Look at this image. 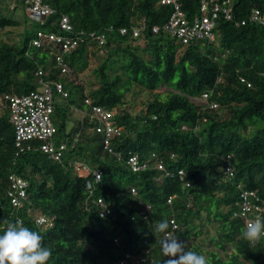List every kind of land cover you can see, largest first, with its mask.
Instances as JSON below:
<instances>
[{
    "label": "trees",
    "instance_id": "1",
    "mask_svg": "<svg viewBox=\"0 0 264 264\" xmlns=\"http://www.w3.org/2000/svg\"><path fill=\"white\" fill-rule=\"evenodd\" d=\"M11 1L0 0V33L20 26L14 15L19 10L25 27L16 42L0 38V96L36 90L38 69L47 73V79L62 82L68 100L56 104L53 117L56 142L68 144V151L62 162L40 151H21L15 146L10 110L0 111V229L4 220L22 219L43 236L52 252L48 264H117L126 252H140L145 242L153 247L152 264H165L167 257L156 243L164 234L156 232L155 225L173 219L178 224L173 235L205 255L208 264H264V243L250 248L242 235L244 220L234 217L242 191H254L264 201V29L250 22L237 26L220 20L215 42L182 47L162 30L173 9L158 5L159 0H44L55 13L44 22L34 21L30 33L23 7L12 11ZM232 2L239 22L253 9L264 12V0ZM179 3L188 18L198 15L200 0ZM62 16L70 19L71 36L106 35L100 47L85 41L65 55L71 70L67 74L56 65L52 52L57 48L32 47L38 31L66 34L59 25ZM142 19L146 28L140 37L120 33ZM155 26L161 28L159 33L153 32ZM141 40L145 47L135 45ZM95 50L101 54L94 70L97 87L87 91L76 77L88 68ZM115 64L122 73L111 75ZM134 86L153 97L138 113L126 99ZM162 88L167 90L160 93ZM210 90L218 110L203 109L190 100ZM86 99L107 110L118 108L114 121L123 132L114 137L111 148L122 159L104 149L88 115L70 119L73 108L86 109ZM133 154L140 161L155 154L151 159L162 162L172 176L164 177L154 167L133 172L127 163ZM228 156L233 177L225 174ZM75 161L102 171L93 190L87 189L92 176L78 174L72 165ZM180 170L186 174L185 181L178 175ZM12 174L29 184L30 202L22 208H14L7 197ZM99 199L111 208V215L99 216ZM145 205L151 206L147 220L140 216ZM33 212L52 219L53 225L39 226ZM207 226L214 227V234L204 231Z\"/></svg>",
    "mask_w": 264,
    "mask_h": 264
},
{
    "label": "built area",
    "instance_id": "2",
    "mask_svg": "<svg viewBox=\"0 0 264 264\" xmlns=\"http://www.w3.org/2000/svg\"><path fill=\"white\" fill-rule=\"evenodd\" d=\"M158 5L171 6L173 11L170 19L162 27V30L167 32L175 42L182 47H186L193 42L207 41L213 43L216 41V30L219 26L220 20L234 22L239 26L246 25L248 22L259 25L264 29V12L259 9H253L248 15L247 19L239 22L235 16L232 0H200L199 13L193 18H188L186 13L182 10L179 0H159ZM23 7L27 17L35 22H44L47 18L55 13V10L44 3V0H12L10 10L14 11L17 7ZM60 29L66 34H56L53 32L38 31L36 37L32 40V47L44 48L47 45H52L58 49V52H52L56 65L60 68L61 74L70 73V67L66 62L65 55L74 51L81 43L89 41L96 43L100 47L106 43L105 34H96L80 32L76 36H71L73 26L67 16H62L59 22ZM146 28V20L142 19L138 24L129 31V29L122 28L120 33L127 35L131 33L133 38H138ZM154 33H159L160 27L152 28ZM37 78L36 90L28 94L18 95L15 93H7L0 96V111L8 108L10 110V121L14 127L15 146L21 151L36 150L44 153L49 159L55 162H62L66 152L68 151V144L56 142L57 126L54 120L55 107L58 101L67 102L68 92L65 90L64 84L60 81L47 79V73L43 69H38L35 72ZM213 90L204 92L200 97H190V100L202 107L203 109L218 110L220 105L217 102L210 100ZM87 107L85 110L73 108V112L79 115L81 120L88 115L90 120L95 122L93 131L100 134L103 138L104 149L116 156L117 159H122V155L115 152L111 148V142L114 137L120 136L123 128L115 124L114 117L117 114L115 109L107 110L102 106L93 105L90 99L85 101ZM205 120V119H204ZM187 130V127H183ZM80 133L77 134L73 142L70 144L74 148L79 141ZM153 154L151 158H155ZM140 161L137 154H133L128 159V165L133 172H141L154 167L159 172H162L164 177H171L172 172H169L162 162L154 159ZM228 164L225 168V174L228 177L234 176V168L231 162V156L227 157ZM76 171L81 176H92V180L87 181V189L93 190L94 184H97L103 176L99 169H92L84 162L75 161L72 163ZM178 175L185 181L186 174L183 170L178 172ZM10 189L7 191L9 198L14 208H22L30 201L28 193V181L24 178L12 174L9 176ZM189 185V184H186ZM132 194H136V189L131 188ZM172 199H169L170 204ZM99 206V216L105 218L112 214L111 208L99 199L97 201ZM151 213V206L145 205L140 212V216L148 219ZM264 213V201L260 199L254 191L244 190L240 194L238 202V210L234 213V217H240L246 224L250 219L256 216H262ZM36 218V223L41 227H48L53 225V220L49 219L38 212H33ZM178 229V224L175 220L169 222L168 232L173 233ZM118 243L119 240L115 239ZM152 248L148 247L145 242L140 252L136 250L128 251L125 257L117 264H152L154 262Z\"/></svg>",
    "mask_w": 264,
    "mask_h": 264
},
{
    "label": "clouds",
    "instance_id": "3",
    "mask_svg": "<svg viewBox=\"0 0 264 264\" xmlns=\"http://www.w3.org/2000/svg\"><path fill=\"white\" fill-rule=\"evenodd\" d=\"M3 224V229H0V264H48L52 252L44 245L43 236L38 231L25 226L22 219L15 222L4 220ZM168 229V221L156 222V232L164 234L156 243L160 245L163 256L167 257L165 264H208L205 255L191 250L188 242L179 240ZM242 235L250 248L264 243V217L250 219Z\"/></svg>",
    "mask_w": 264,
    "mask_h": 264
},
{
    "label": "rangeland",
    "instance_id": "4",
    "mask_svg": "<svg viewBox=\"0 0 264 264\" xmlns=\"http://www.w3.org/2000/svg\"><path fill=\"white\" fill-rule=\"evenodd\" d=\"M15 18L17 19V21L20 23V26H17L15 28H7L4 31H1L0 33V38L4 41L7 42H16L20 39V35L23 31L24 26V21H25V16L22 13V11L20 12H16L15 14ZM34 25H36V23L30 19L27 20V29L30 33L33 32L34 30ZM146 42L144 40H141L137 43H135V45H140V47H145ZM180 54L182 53V50H180L179 52ZM179 54V55H180ZM101 63V54L99 53L98 50H95L92 52L90 58H89V66L88 68L80 73L77 77H76V81H78L80 84H83L87 91L89 90V87H97V77L94 74V70L98 67V65ZM116 69L110 70V74L111 75H115L118 73H122L121 69L117 70L118 65L115 64L114 65ZM165 90H167V88H162L159 90L160 93L165 92ZM126 99L127 101L132 105V110L134 113H138L140 111H142L143 109L146 108V103L150 100L153 99L152 95L146 91V90H141L140 88L134 86L132 88V90L126 95ZM115 111H118V108L115 109ZM76 113L78 112H74L73 115H71V120L74 121V119H78L77 117H79V115H77ZM220 115L225 116L224 112H220ZM214 227L212 226H207L206 229L204 230L206 233L209 232L210 235L214 234L213 229ZM205 238V236H202V238L200 239L201 241ZM206 245H209V243H205ZM209 249H212L213 247L208 246Z\"/></svg>",
    "mask_w": 264,
    "mask_h": 264
},
{
    "label": "crops",
    "instance_id": "5",
    "mask_svg": "<svg viewBox=\"0 0 264 264\" xmlns=\"http://www.w3.org/2000/svg\"><path fill=\"white\" fill-rule=\"evenodd\" d=\"M19 11L21 12V10H19ZM19 11H18V12H19ZM22 13H23V12H22ZM23 14H24V13H23ZM60 102H61V101H60ZM61 103H62V102H61Z\"/></svg>",
    "mask_w": 264,
    "mask_h": 264
}]
</instances>
